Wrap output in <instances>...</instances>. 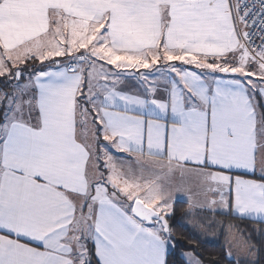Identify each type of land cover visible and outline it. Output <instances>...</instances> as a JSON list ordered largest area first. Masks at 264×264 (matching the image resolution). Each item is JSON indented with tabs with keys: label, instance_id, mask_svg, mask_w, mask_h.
I'll list each match as a JSON object with an SVG mask.
<instances>
[{
	"label": "snow or ice",
	"instance_id": "6c2138e0",
	"mask_svg": "<svg viewBox=\"0 0 264 264\" xmlns=\"http://www.w3.org/2000/svg\"><path fill=\"white\" fill-rule=\"evenodd\" d=\"M0 77V264H170L180 191L264 221V0H0Z\"/></svg>",
	"mask_w": 264,
	"mask_h": 264
},
{
	"label": "trees",
	"instance_id": "16d2710c",
	"mask_svg": "<svg viewBox=\"0 0 264 264\" xmlns=\"http://www.w3.org/2000/svg\"><path fill=\"white\" fill-rule=\"evenodd\" d=\"M42 67L40 64L35 65L37 70ZM31 71L32 68L29 67V72ZM1 79L3 78L1 77ZM173 209L174 215L169 220V224L172 228L175 244L170 250V264H186L181 256L186 251L194 252L204 264H236L237 259L228 258L226 248L221 244L223 240L225 241L224 235H222L223 240H220V235V237L216 236L218 224L215 220L206 213L186 215L190 211L184 202H175ZM230 218L235 220L233 217ZM201 222L205 225L214 224V227L205 228ZM236 222L237 224L233 223L234 228L248 239L256 255L255 259H238L239 264H264V225L247 220Z\"/></svg>",
	"mask_w": 264,
	"mask_h": 264
},
{
	"label": "crops",
	"instance_id": "0c3cea01",
	"mask_svg": "<svg viewBox=\"0 0 264 264\" xmlns=\"http://www.w3.org/2000/svg\"><path fill=\"white\" fill-rule=\"evenodd\" d=\"M142 71H146V70H142ZM28 74H29V72H27V76H26V78H24V79L22 80L24 83L27 81ZM0 78H1V77H0ZM2 78H3V77H2ZM135 86H136V87H135ZM121 87H123L124 89H126V90L129 91V92H135V91H137L139 85H138L137 81H135V80H131V79H128V80H126V81L121 85ZM131 87H132V88H136V90L131 89ZM141 90H142V89H141ZM120 154H122L123 156L125 155V154H123V153H120ZM258 175H259V174H258V172H257V176H258ZM186 183H187V185H188L189 187H191V189H192L193 192H196V191H197L196 184H195V178H191V179L188 180ZM209 198H211V194H209ZM196 199L199 200V201H201V202H203V199H204V198H203V196H199V197H196ZM217 199H218V197H217ZM178 201L186 203V204H187V207H188V210H189L190 213H192V214L206 213V214L209 215L210 217H211V216H214L215 218H220V219L222 218L224 221H227V222H230V223H234V222H235L236 224H237L236 221L247 220V221H252V222H254V223H261V224L264 225V221H260V220H258V219H256V218H252V219H239V218H237L234 214H225V213L223 212V210H220L218 213H212V212L207 211V209L202 208V207H199V206H197V207H193V208L190 209V208H189V202H188V196H187V195L185 194V192H183V191L176 192V193L174 194L173 204H174L175 202H178ZM230 217L235 218V220H232ZM235 223H234V224H235ZM223 235H226V234H223ZM223 238L226 239L225 236H223ZM223 238H222V239H223ZM242 259H244V258H242Z\"/></svg>",
	"mask_w": 264,
	"mask_h": 264
},
{
	"label": "rangeland",
	"instance_id": "374dc122",
	"mask_svg": "<svg viewBox=\"0 0 264 264\" xmlns=\"http://www.w3.org/2000/svg\"><path fill=\"white\" fill-rule=\"evenodd\" d=\"M26 76H27V72H25L24 73V78H26ZM21 85H23L24 84V82L21 80L20 82H19ZM0 86H1V88H0V91H7V90H9V81H6L4 78L3 79H1L0 80ZM11 86H15V82H12V84H11ZM136 87V86H135ZM131 89H134V90H136V88H132L131 87ZM116 155L117 156H123L122 154H120V153H116ZM258 174H259V172H258ZM211 219H213V220H215L216 222H217V224H218V228L216 229V236H218V237H220L221 236V238H222V235L223 234H226V235H224L225 237H226V239H225V241L223 240V239H221L220 238V240H223V243H221L225 248H226V251H228V245H227V226L228 225H232V226H235L233 223H230V222H227V221H224L222 218L220 219V218H215L214 216H211L210 217ZM216 224V223H215ZM217 224H216V227H217ZM224 229V230H223ZM221 232V233H220ZM223 233V234H222ZM220 235V236H219ZM189 251H186V252H183L182 254H181V256L183 257V259L185 260V262H186V264H188V257H187V253H188ZM192 252V251H191ZM193 254H194V252H192ZM195 255V254H194ZM196 256V255H195ZM228 256V255H227ZM255 252L253 251V254L251 255V256H237L235 253H234V255H233V257H231V259H242V258H244V259H255ZM229 258V257H228ZM202 264H204V263H202Z\"/></svg>",
	"mask_w": 264,
	"mask_h": 264
},
{
	"label": "built area",
	"instance_id": "2783aa9c",
	"mask_svg": "<svg viewBox=\"0 0 264 264\" xmlns=\"http://www.w3.org/2000/svg\"><path fill=\"white\" fill-rule=\"evenodd\" d=\"M257 35H259V34L257 33ZM256 42L259 43V40H257Z\"/></svg>",
	"mask_w": 264,
	"mask_h": 264
}]
</instances>
